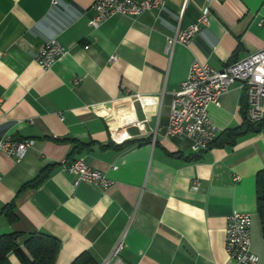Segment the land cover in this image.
Instances as JSON below:
<instances>
[{
    "label": "crops",
    "instance_id": "1",
    "mask_svg": "<svg viewBox=\"0 0 264 264\" xmlns=\"http://www.w3.org/2000/svg\"><path fill=\"white\" fill-rule=\"evenodd\" d=\"M93 1L0 0V138L34 140L19 160L0 151V208L13 202L18 217L0 216V236L58 238L54 264L85 251L101 264L119 244L122 264H235L224 231L226 216L240 211L251 216V252L264 264L256 211L264 129L198 160L188 159L197 153L187 137L165 133L173 92L194 60L219 70L263 49L264 0H166L98 27L89 25ZM207 5L209 23L169 52L166 37ZM52 38L65 53L46 71L36 54ZM228 89L208 109L221 131L243 121V91ZM79 158L112 184L75 183L62 164ZM46 168L39 186L23 188Z\"/></svg>",
    "mask_w": 264,
    "mask_h": 264
},
{
    "label": "built area",
    "instance_id": "2",
    "mask_svg": "<svg viewBox=\"0 0 264 264\" xmlns=\"http://www.w3.org/2000/svg\"><path fill=\"white\" fill-rule=\"evenodd\" d=\"M166 0H94L91 8L93 15L89 25L98 27L101 22L115 14L138 16L146 10L159 9ZM208 2L210 0H207ZM55 2V0H53ZM192 25L179 29L172 36L166 37V49L171 52L173 47L186 44L193 40L196 33L209 23L210 9L202 10ZM87 49V47H85ZM65 53L64 48L52 38L40 46L36 61L44 70ZM115 55L110 57L114 61ZM173 92L166 136L187 137L193 153L209 150L210 144L222 132L208 117L210 105L220 106L221 95L229 90V86L237 83L243 91L246 103V120L261 121L264 118V47L246 56L228 62L219 70L210 65L194 60L188 74ZM80 78H75L73 85ZM122 139L115 140L120 142ZM33 139L17 140L13 137L0 138V151L11 158L19 160L26 154ZM62 169L75 175V183L80 180L100 186L102 189L112 184V180L100 170L91 168L84 158L63 162ZM1 179V177H0ZM193 188H198L195 181ZM251 216L247 212H231L226 216L224 247L227 256L235 264H257L258 256L251 252ZM121 245H116L107 259L101 264H122L120 260Z\"/></svg>",
    "mask_w": 264,
    "mask_h": 264
},
{
    "label": "trees",
    "instance_id": "3",
    "mask_svg": "<svg viewBox=\"0 0 264 264\" xmlns=\"http://www.w3.org/2000/svg\"><path fill=\"white\" fill-rule=\"evenodd\" d=\"M246 99L243 97L241 104V112L243 121L239 126L224 129L210 144V147L224 145H234L237 139L250 132H261L264 129V118L261 121L250 122L246 120ZM209 147V148H210ZM199 154L193 157H187L190 160H198ZM48 168L40 172V174L27 182L23 186L37 187L40 182L47 176ZM256 211L261 224V233L264 238V169L259 170L256 175ZM6 217L7 221L14 224L18 219L15 213V205L8 202L0 208V216ZM60 247L58 238H54L46 233L33 232L25 235L22 232H8L0 236V264H11L8 255L12 253L21 264H54L57 252ZM77 256L70 264H97L92 255L88 252Z\"/></svg>",
    "mask_w": 264,
    "mask_h": 264
}]
</instances>
